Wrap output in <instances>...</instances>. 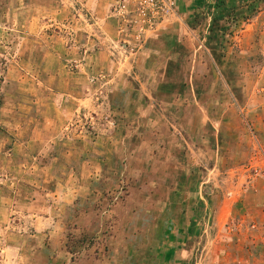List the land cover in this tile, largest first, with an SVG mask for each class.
<instances>
[{
    "label": "rangeland",
    "instance_id": "374dc122",
    "mask_svg": "<svg viewBox=\"0 0 264 264\" xmlns=\"http://www.w3.org/2000/svg\"><path fill=\"white\" fill-rule=\"evenodd\" d=\"M136 1L0 0V147L22 153L29 137L35 152L32 177L16 167L0 178L43 197L55 222L42 242L68 261L121 264L106 250L129 247L124 264H158L148 247L169 259L181 245L179 264H264V0H209L194 18L192 0L156 18ZM110 8L96 35L90 22ZM195 181L206 215L193 236L177 229ZM146 214L169 227L155 241ZM17 245L19 264H43Z\"/></svg>",
    "mask_w": 264,
    "mask_h": 264
},
{
    "label": "crops",
    "instance_id": "0c3cea01",
    "mask_svg": "<svg viewBox=\"0 0 264 264\" xmlns=\"http://www.w3.org/2000/svg\"><path fill=\"white\" fill-rule=\"evenodd\" d=\"M209 0H192V2H196V5H192L191 9L189 10L188 16L191 18L195 17V14L199 13V10L202 9V7L208 2ZM112 8L109 9V12L107 14V17L104 21L99 20L98 18L94 22H90V28L96 31V35L98 33L97 30H99V27L101 29L108 28V20L111 21L110 18H112ZM117 7L114 9V13L116 14ZM210 19V18H209ZM101 23H103L101 27ZM98 27V29H97ZM117 29L118 34L120 35L121 32H124L123 26H116L114 27ZM100 32V30H99ZM7 136L5 134L0 133V145L3 146ZM29 137L25 138L26 146H23L22 153H18L17 146H19L17 143L14 144V147L9 149L8 151H5L0 147V175H5L4 171H16L14 168H18L19 172L25 173L26 179H28V175H30V167L28 164V157L29 160H31L34 157L35 152L29 147L28 142ZM44 139V138H43ZM23 141V140H22ZM25 155L26 159L25 161L17 162L18 155ZM26 163V164H25ZM33 174H31L32 177ZM1 177V176H0ZM25 181H22V179H19L17 177H10L7 179L0 178V207H7L9 209V216L8 219L3 221L0 217V233L6 232L7 236H9L11 239L9 242L2 243L0 242V264H19L17 256L14 254V250L16 247H19L17 245V241H20L21 247H25V256L22 259L25 262H31L33 254L39 253L41 255V262L43 264H98L99 258H95L94 256H89L85 259H79L76 261H68L66 255H71L72 253L68 251L62 252L60 248H58V252L54 254L53 250H51L49 247H54L53 245H50L49 243L42 242V238L44 235L49 233V229L52 226L54 218L52 215H45L43 211V197L41 200L37 199L33 200L31 195H27L25 189H29V187L24 183ZM27 182V181H26ZM198 181L194 182L193 189L190 188V190L186 193V198L188 200V204L190 205V213L192 212V215H186L183 211V220H184V226L180 225L177 230L181 231L185 229V224L188 223V228L185 229L186 234H192L193 236L196 234H200L197 232V228L194 227L193 223L198 221L202 216L206 215V209L203 208V211L200 212V210H197L196 206L198 205L197 202H199V194L200 189L197 188ZM10 191L11 193L8 194L6 197L5 190ZM204 196V195H203ZM208 198V195L206 196ZM6 198V199H4ZM178 202V201H177ZM185 203V202H183ZM37 207V210L41 211H33L34 207ZM42 207V208H41ZM199 212V214H198ZM202 213V216H201ZM31 216V227H28V224L25 223L27 217ZM178 220L181 219V217H177ZM91 220V219H90ZM170 219H167V222H169ZM154 222V223H153ZM8 225L6 228L3 229V225ZM140 225L144 226V229L146 230V235L151 231V227L153 226L154 234L151 237L152 240L155 241L157 237H162L163 232H166L169 230L166 228L163 229V220L161 218L156 217H148V214L143 215L140 219ZM193 228V230H192ZM46 232V233H45ZM32 235H31V234ZM141 234V233H140ZM139 234V235H140ZM23 238L21 240L20 238ZM15 241H12L14 240ZM146 240V239H144ZM152 246V245H151ZM162 246V245H161ZM171 247V246H170ZM128 248L129 247H117L115 250L113 249L111 252L106 250L107 253H111L112 257L114 258L115 253L119 254L120 256L117 257V259L121 260V264H124L126 261V258L128 257ZM131 248V247H130ZM162 247H148V250H151L150 252H155L156 257L154 260H157L158 264L162 263V260L168 261L169 264H179L181 261L184 262L186 258L189 256V247H182L181 245H178V247H172L173 248V258L171 256L169 259L167 258V250L161 249ZM169 248V247H168ZM157 249V250H156ZM127 250V253L125 252ZM31 255H30V254ZM53 253V254H52ZM150 256V254L148 255ZM159 256V258H157ZM111 259L113 260V258ZM122 257V258H120ZM149 258V257H148ZM146 259H140L141 261L139 264H148L149 260ZM157 258V259H156ZM21 260V261H22ZM180 263V264H181Z\"/></svg>",
    "mask_w": 264,
    "mask_h": 264
},
{
    "label": "built area",
    "instance_id": "2783aa9c",
    "mask_svg": "<svg viewBox=\"0 0 264 264\" xmlns=\"http://www.w3.org/2000/svg\"><path fill=\"white\" fill-rule=\"evenodd\" d=\"M172 0H137L135 3L136 14L139 17L149 16L156 18L158 15L170 14L173 12ZM120 7V10L123 9ZM148 9V10H147Z\"/></svg>",
    "mask_w": 264,
    "mask_h": 264
},
{
    "label": "trees",
    "instance_id": "16d2710c",
    "mask_svg": "<svg viewBox=\"0 0 264 264\" xmlns=\"http://www.w3.org/2000/svg\"><path fill=\"white\" fill-rule=\"evenodd\" d=\"M216 1V0H215ZM217 1H219V0H217ZM224 5H225V7H227L228 9L229 8H232V4L228 1V0H225L224 1ZM211 30H213V29H211Z\"/></svg>",
    "mask_w": 264,
    "mask_h": 264
}]
</instances>
